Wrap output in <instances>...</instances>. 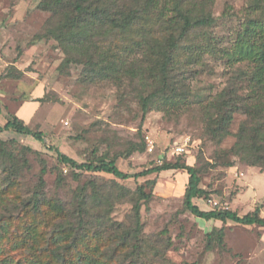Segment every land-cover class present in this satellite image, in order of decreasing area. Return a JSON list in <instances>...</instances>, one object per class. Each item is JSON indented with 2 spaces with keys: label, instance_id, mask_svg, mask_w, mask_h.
Masks as SVG:
<instances>
[{
  "label": "rangeland",
  "instance_id": "obj_1",
  "mask_svg": "<svg viewBox=\"0 0 264 264\" xmlns=\"http://www.w3.org/2000/svg\"><path fill=\"white\" fill-rule=\"evenodd\" d=\"M39 3L40 0H0V126L16 115L30 129L42 131L46 141L44 145L13 131L1 134L6 148L16 155L13 164L8 157L0 156V248L5 255L2 257H11L14 264H50L53 250L48 248L38 257L37 249L54 247L51 237L58 227L69 226L68 221L57 220L52 205H61L73 225L78 219L76 196L82 189H86L92 208L89 217L108 214L110 224H114L109 232L118 238L123 230L134 228L132 195L120 196V191L124 188L134 192L143 187L153 198L141 208L146 246L141 261L264 264L263 227L206 221L185 210L189 181L186 172L168 170L119 180L105 173L78 172L61 163L56 153L48 149L56 147L78 163L103 157L116 159L118 168L129 175L164 163H185L197 168L200 187L207 191L206 196L194 200L201 210H231L244 216L259 208L264 218V167L250 166L231 153L242 125L252 130L257 120L244 111L235 113L230 135L219 143L207 132L204 108L212 97L230 88L233 81L237 82L239 95H247L250 89V77L242 79V75L252 72V65L230 64L222 52L231 50L249 19L247 9L254 0L200 2L192 15L206 14L215 23L191 33L185 44L205 45L210 39L219 53L195 52V60L182 66L183 72L176 73V80L183 82L181 91L187 93L185 102L171 105L162 98L146 115L140 97L147 92L140 81L124 79L122 87L113 81L87 83L83 81V64L61 68L65 54L58 42L37 38L50 17L38 8ZM124 37L132 49L146 41L148 53L157 40L164 42L155 13ZM107 41L115 45L114 41L119 42L120 38L114 35L107 37ZM136 54L133 55L142 59L141 54ZM238 77L242 81H236ZM150 87L148 83V90ZM142 142L146 143V151L128 156L130 146ZM181 147L184 152H176ZM74 173H80L79 178ZM151 181H156L153 190L148 186ZM96 196L104 201L98 206L92 204ZM37 197L43 205L47 204L40 215H32V201ZM36 220L40 228L32 230ZM221 228L225 229L224 246L213 241L215 248L208 251L207 236ZM89 231L88 241L94 233ZM119 253L126 255L128 251L124 248ZM97 259L103 261L106 257L98 255ZM112 259L119 264L123 256Z\"/></svg>",
  "mask_w": 264,
  "mask_h": 264
},
{
  "label": "trees",
  "instance_id": "obj_2",
  "mask_svg": "<svg viewBox=\"0 0 264 264\" xmlns=\"http://www.w3.org/2000/svg\"><path fill=\"white\" fill-rule=\"evenodd\" d=\"M201 1L204 0L197 2L195 0H138L136 3H128L129 0H40L38 8L48 12L50 17L46 23V29L37 38L39 40L53 39L58 42L65 54V61L61 68L71 64H83L84 82L113 81L122 87L124 79L132 82L140 81L143 91L147 92L140 97L141 108L146 115L162 98H165L167 103L171 102V105L179 101L185 102L187 93L181 91L183 82L176 80V73L183 72L182 66H188L195 60V52L219 53L210 39H207L208 43L205 45L185 44L191 33L210 28L215 23L213 17L206 14L192 15ZM247 11L249 19L244 23L231 50L222 53L230 64L252 65V72L249 74L244 72L242 75V79L250 77V89L247 95H239L237 82L233 81L230 88L212 97L204 108L208 120L207 132L219 143L230 135L229 127L235 113L244 111L246 115L257 120L258 124L252 130H248L246 124L242 125L231 153L250 166L264 167V0H254V4ZM153 13L158 17L164 42L157 40L149 53L146 41L140 42L136 49H132L124 36L129 31L137 29ZM114 35L120 38V41L115 42V40V45H109L107 37ZM135 52L141 54L142 59L134 56ZM181 58H184V61H181ZM240 79L238 77L236 81H242ZM148 83H151L149 90ZM5 131L31 136L36 141L46 144L42 131L30 129L16 115H12L4 126H0V156L8 157L12 164L16 155L13 151H9L6 143L1 140V134ZM146 148L145 142L140 145H131L128 156L144 153ZM48 149L56 153L61 163L78 172L105 173L119 180L146 177L168 170L184 171L189 175L184 201L186 211L206 221L215 220L223 224L230 221L243 226L264 228V218L260 216L259 208L244 216L231 210H201L194 200L206 196L207 191L200 187L201 177L196 167L181 162L164 163L141 173L129 175L118 168L116 159L103 157L97 161L78 163L61 153L56 147L49 146ZM74 175L75 178H79L80 173H74ZM155 183L156 181L148 183L151 190ZM85 190L82 189L76 196L78 203L75 213L77 212L78 219L73 225L70 224L68 213L61 205H52L54 213L57 214V220L68 221L69 226H59L57 233L55 232L51 237L54 247H39L37 256L38 253L51 248L53 251L48 259L50 264H115L112 258L118 256H123L122 261L118 260L119 264H126L129 261V264H146L141 261L145 252L143 247H146L142 238L144 233L141 208L143 204L151 201L153 194L143 187H139L134 192L121 189L120 196H126L129 193L132 195L134 228L123 230L121 236L117 238V235L109 232L114 224H110L111 218L108 214L92 219L89 217L88 211L92 208L89 206V198ZM93 198L92 204L96 206L104 202L99 199V196ZM40 199L39 197L33 199L30 209L32 215H40L44 211L43 206L47 203L43 205ZM35 223L37 225L32 226V230L40 228L38 220ZM89 229L94 231L91 233L90 241H88ZM117 231L119 230H115ZM207 238L208 251L214 250L213 241L223 247L225 229L214 231ZM1 248L0 264H14L11 257H2L5 255ZM124 248L126 252L128 251L126 255L119 253ZM98 255H105L106 260L97 259Z\"/></svg>",
  "mask_w": 264,
  "mask_h": 264
},
{
  "label": "built area",
  "instance_id": "obj_3",
  "mask_svg": "<svg viewBox=\"0 0 264 264\" xmlns=\"http://www.w3.org/2000/svg\"><path fill=\"white\" fill-rule=\"evenodd\" d=\"M149 150L152 151L153 148H150ZM176 150H177L176 152H179V153L184 152V148H182V147L181 148H177Z\"/></svg>",
  "mask_w": 264,
  "mask_h": 264
}]
</instances>
